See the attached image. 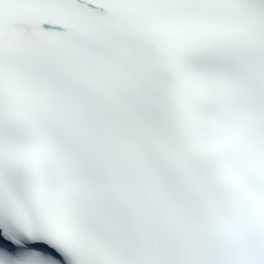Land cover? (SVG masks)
<instances>
[{
    "label": "snow or ice",
    "instance_id": "1",
    "mask_svg": "<svg viewBox=\"0 0 264 264\" xmlns=\"http://www.w3.org/2000/svg\"><path fill=\"white\" fill-rule=\"evenodd\" d=\"M0 264H264V0H0Z\"/></svg>",
    "mask_w": 264,
    "mask_h": 264
}]
</instances>
